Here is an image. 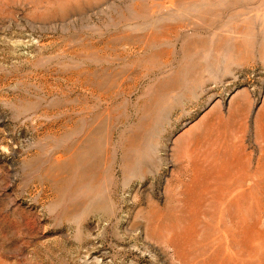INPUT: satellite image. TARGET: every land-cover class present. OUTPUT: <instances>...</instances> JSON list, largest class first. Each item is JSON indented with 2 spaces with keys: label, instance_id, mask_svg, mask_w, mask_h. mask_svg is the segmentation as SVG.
Listing matches in <instances>:
<instances>
[{
  "label": "rangeland",
  "instance_id": "rangeland-1",
  "mask_svg": "<svg viewBox=\"0 0 264 264\" xmlns=\"http://www.w3.org/2000/svg\"><path fill=\"white\" fill-rule=\"evenodd\" d=\"M0 264H264V0H0Z\"/></svg>",
  "mask_w": 264,
  "mask_h": 264
}]
</instances>
